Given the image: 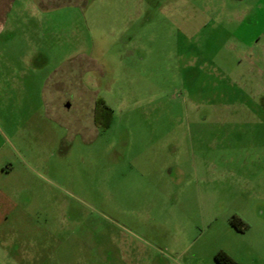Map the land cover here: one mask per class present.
<instances>
[{
  "label": "rangeland",
  "instance_id": "374dc122",
  "mask_svg": "<svg viewBox=\"0 0 264 264\" xmlns=\"http://www.w3.org/2000/svg\"><path fill=\"white\" fill-rule=\"evenodd\" d=\"M6 16L0 264H264V65L245 51L264 0H17Z\"/></svg>",
  "mask_w": 264,
  "mask_h": 264
},
{
  "label": "crops",
  "instance_id": "0c3cea01",
  "mask_svg": "<svg viewBox=\"0 0 264 264\" xmlns=\"http://www.w3.org/2000/svg\"><path fill=\"white\" fill-rule=\"evenodd\" d=\"M17 0H0V29L3 27L4 21H6L7 18V12L9 8V3H13ZM261 40H263L261 42ZM254 45V46H253ZM258 51V55L260 54V58L258 55L256 56L257 63H261V65H264V28L263 30L258 34L257 40L254 42L249 43V45L246 48V52L249 53L250 58L252 59V53L255 50ZM261 74H264V69L261 71ZM8 79V78H7ZM6 80V79H5ZM3 135L0 133V155L2 151V144L4 143V139L2 137ZM13 175V166L9 163V161H4L1 159L0 156V176L1 178H8ZM7 196L0 192V223L3 218V220L7 219L6 214V201ZM218 252V251H216ZM207 255L205 253H188V252H181L176 253L174 256H170L169 254H163L160 252H154V253H145L143 256L144 263L143 264H216L214 262V254ZM232 259L235 260L236 264H256L255 258L252 257L250 253L245 254L246 257H239L241 262L238 261V259L227 253ZM244 259H250V261H244ZM243 260V261H242Z\"/></svg>",
  "mask_w": 264,
  "mask_h": 264
},
{
  "label": "trees",
  "instance_id": "16d2710c",
  "mask_svg": "<svg viewBox=\"0 0 264 264\" xmlns=\"http://www.w3.org/2000/svg\"><path fill=\"white\" fill-rule=\"evenodd\" d=\"M112 110L105 104L101 98L95 100L93 121L97 128L106 129L111 120ZM231 227L237 232L243 233L247 229V225L239 217L232 216L229 220ZM214 262L216 264H236L226 252L219 250L214 254Z\"/></svg>",
  "mask_w": 264,
  "mask_h": 264
},
{
  "label": "flooded vegetation",
  "instance_id": "af4514ba",
  "mask_svg": "<svg viewBox=\"0 0 264 264\" xmlns=\"http://www.w3.org/2000/svg\"><path fill=\"white\" fill-rule=\"evenodd\" d=\"M96 99H97V98H96ZM96 99H95V100H96ZM94 105H95V101H94ZM93 116H94V106H93V111H92V122H93L94 127H96L95 124H94V121H93ZM96 128H97V127H96Z\"/></svg>",
  "mask_w": 264,
  "mask_h": 264
},
{
  "label": "water",
  "instance_id": "95a60500",
  "mask_svg": "<svg viewBox=\"0 0 264 264\" xmlns=\"http://www.w3.org/2000/svg\"><path fill=\"white\" fill-rule=\"evenodd\" d=\"M66 107H68V105Z\"/></svg>",
  "mask_w": 264,
  "mask_h": 264
}]
</instances>
